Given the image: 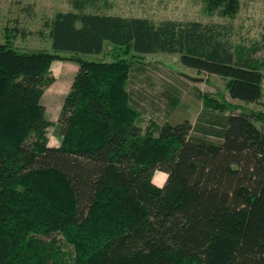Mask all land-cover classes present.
Here are the masks:
<instances>
[{"label": "trees", "instance_id": "obj_1", "mask_svg": "<svg viewBox=\"0 0 264 264\" xmlns=\"http://www.w3.org/2000/svg\"><path fill=\"white\" fill-rule=\"evenodd\" d=\"M234 18L240 0H205ZM74 0L49 23L52 49L0 41V264H264V112L220 104L211 114L143 129L125 57L91 59L106 43L135 56L177 54L258 103L264 34L235 42L234 26L101 11ZM89 9V10H88ZM78 69L49 145L42 97L54 61ZM216 109V108H214ZM217 110V109H216ZM161 171L162 178L153 177ZM167 175V176H166ZM53 234L73 253L62 255Z\"/></svg>", "mask_w": 264, "mask_h": 264}, {"label": "rangeland", "instance_id": "obj_2", "mask_svg": "<svg viewBox=\"0 0 264 264\" xmlns=\"http://www.w3.org/2000/svg\"><path fill=\"white\" fill-rule=\"evenodd\" d=\"M73 2L74 0H0V41L3 40L6 27L15 28L13 43L17 48L51 50L49 23L57 11L72 10ZM99 3L104 6L101 9L103 12L149 17L156 23L175 19L182 22L199 20L203 23L230 24L234 26L233 40L237 43L257 42L264 34V0H240V9L234 18L222 17L217 12L210 13L205 0H99ZM260 55L264 57L263 52ZM118 57H125L131 64L127 90L131 96V105L139 113L137 124L143 131L150 127L154 129L157 125L162 126L166 122L176 124L184 120H189L197 127L211 114L225 117L228 112L218 110L220 104H229L233 108L241 105L264 112V98L257 104H244L232 99L227 93L225 79L184 66L177 54L135 56L106 43L101 55L88 56L108 61ZM60 63L51 70L52 75H57L58 78L54 76V82L44 91L47 118L52 123L47 131L51 146H58L61 141L57 126L59 100L56 101L54 93L65 92L69 85V81L63 79V74H69L57 72L62 66ZM263 86L264 81L262 90ZM49 239L56 240L62 255L73 253L61 235L53 234Z\"/></svg>", "mask_w": 264, "mask_h": 264}, {"label": "crops", "instance_id": "obj_3", "mask_svg": "<svg viewBox=\"0 0 264 264\" xmlns=\"http://www.w3.org/2000/svg\"><path fill=\"white\" fill-rule=\"evenodd\" d=\"M58 61V60H57ZM57 61H54L53 62V64H52V66H51V70H52V68H54V67H56V65H57V63H59V62H61L60 64H62V66H61V68L59 69V71H57L58 73H68L69 75H65V74H63V79L66 81H69V85H68V88H67V90L65 91V92H63V93H58V92H55L54 93V96L56 97V101H58L59 100V111H60V109H61V105H62V103H63V100H64V98H65V96L67 95V93L69 92V90H70V87H71V84H72V81H73V78H74V75H75V73H76V71H77V69H78V66L76 65V63H74V62H68V61H64V60H59V62H57ZM59 64V65H60ZM55 76V78H58V76L57 75H54ZM264 87V86H263ZM263 91V95H262V98L260 99V101L258 102V103H261L262 102V99L264 98V90H262ZM44 94H43V97H42V103H43V105L45 106V108H46V115H48L47 113H48V111H47V105H46V103H45V100H44ZM252 104H257V103H252ZM264 104V103H263ZM257 111H262L263 112V110H260V109H257ZM162 174H165V173H163V172H155V174H154V177H153V180H154V182H156V183H158L157 181H155V178L158 176V178L159 179H161L162 178ZM167 176V175H166Z\"/></svg>", "mask_w": 264, "mask_h": 264}]
</instances>
